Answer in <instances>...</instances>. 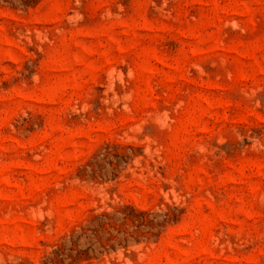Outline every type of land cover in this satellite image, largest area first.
<instances>
[{"label": "rangeland", "instance_id": "rangeland-1", "mask_svg": "<svg viewBox=\"0 0 264 264\" xmlns=\"http://www.w3.org/2000/svg\"><path fill=\"white\" fill-rule=\"evenodd\" d=\"M102 212L71 264H264V0H0V264Z\"/></svg>", "mask_w": 264, "mask_h": 264}, {"label": "trees", "instance_id": "trees-1", "mask_svg": "<svg viewBox=\"0 0 264 264\" xmlns=\"http://www.w3.org/2000/svg\"><path fill=\"white\" fill-rule=\"evenodd\" d=\"M131 208V207H130ZM132 209V208H131ZM133 210V209H132ZM138 214H145V212L138 211ZM92 224L88 227H83L79 232L72 231L67 237L63 238L61 243L56 245V248L52 252V257L49 259V262L53 264H71L72 262L79 259H90L95 257V250L92 247L96 242H99L102 249H113L115 245H124L126 246L129 242L130 234L125 231L121 233V237L118 236V240H115L113 244H110L109 241L114 239L113 232L109 231L108 228L116 229L114 224L116 222H121L123 224L128 220V215L125 213H106L102 212L99 215L93 217ZM100 233H105L108 236L105 238V241L109 243V246L106 247V244L101 242L102 236ZM117 233H119L117 231ZM84 240L87 247L84 249L79 247L80 242ZM92 253V254H90ZM102 253V252H100Z\"/></svg>", "mask_w": 264, "mask_h": 264}]
</instances>
